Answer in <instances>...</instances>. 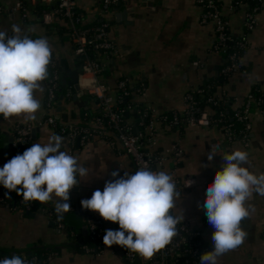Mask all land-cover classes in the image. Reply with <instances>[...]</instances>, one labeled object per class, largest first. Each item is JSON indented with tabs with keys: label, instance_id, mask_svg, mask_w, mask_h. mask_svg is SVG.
<instances>
[{
	"label": "crops",
	"instance_id": "1",
	"mask_svg": "<svg viewBox=\"0 0 264 264\" xmlns=\"http://www.w3.org/2000/svg\"><path fill=\"white\" fill-rule=\"evenodd\" d=\"M17 1L21 2L0 0V31L13 35L12 25L15 24L32 39H48L52 48L51 59L57 62L62 83L58 96H63L54 107L53 114L62 122L92 125L101 112L97 100L85 93H77L75 98L73 86L68 84L71 71L80 64L64 29L65 21L55 16L49 23L41 19L42 12H51L55 3L50 0H25L27 14L23 17L19 10L10 9ZM39 1L51 9L38 13L34 5ZM219 2L231 35H246V46L239 56L241 71L225 78L221 76L220 69L225 58L212 50L214 24L201 22L202 9L197 0H121L105 17L109 22V35L115 40L118 52V56L104 60L107 67L101 80L108 86L109 92L116 94L118 81L127 78L131 86L144 87L145 95L139 97L143 104L158 114H164L169 111L183 112L184 94L205 84L209 85L211 92L219 94L222 103L232 112L240 108L244 97L254 87L263 91L264 0H245L235 7V0ZM78 6L87 22L100 19L99 0H78ZM250 6H256L258 10L255 27L247 32L245 21ZM242 70L245 72L242 73ZM41 85L43 91L34 94L41 103V108L35 114L36 120L29 121L23 115L10 117L8 121L3 117L0 119V168L20 154L14 150V124L34 125L31 142L22 145L25 150L34 143H47L53 134L61 135L48 125L38 124L46 113L44 81ZM205 111L210 112L208 107ZM249 118L247 145L240 141L228 143L222 128L215 125H185L178 129L162 128L160 124L157 126L159 131L153 148L165 151L178 146L182 151L178 162L174 163L171 157L159 166L158 171L170 175V171L176 167V174L180 178L191 176L198 182L197 186L180 191L171 213L181 215L183 212L185 221L200 226L201 238L210 246L209 251L213 250L211 236L214 229L209 224L203 225L207 217L202 204L206 199L207 187L223 163L222 156L235 150L246 151L249 154V170L256 175L264 173L263 116L254 108ZM127 122L135 131L141 129L139 120L134 116L129 117ZM61 136L64 138L61 151L75 156L81 166L88 170V174L81 179L77 174L79 183L70 192L68 202L71 201L75 208L64 214L61 219L64 226L59 227L55 220V202L58 198L54 195L52 200L41 203L47 207L48 214L0 205V250L20 255L34 248H42L55 252L52 264H128L124 247L119 245L109 248L102 244L100 251L93 249L91 252H85L78 245H84L88 239L81 200L91 198L97 189L103 191L105 182L114 179L111 175L114 171L119 172V177L124 176L125 172L134 174L137 170L131 157L124 152L120 143H108L106 139L113 136L110 133L106 139L97 137L82 143L77 138L72 144ZM211 149L215 150L216 155L209 161L207 155ZM247 203L255 209L250 218L242 221L247 238L235 250L218 257L217 264H264V196L254 193ZM85 212L99 218L106 230L119 228L118 223L105 221L98 212L87 209Z\"/></svg>",
	"mask_w": 264,
	"mask_h": 264
},
{
	"label": "clouds",
	"instance_id": "2",
	"mask_svg": "<svg viewBox=\"0 0 264 264\" xmlns=\"http://www.w3.org/2000/svg\"><path fill=\"white\" fill-rule=\"evenodd\" d=\"M13 35L0 31V115L4 119L23 115L34 121L41 103L36 91H43L41 82L48 77L52 48L46 37L32 39L19 25H12ZM64 138L53 134L47 143H34L8 160L0 168V185L15 191L24 201L46 203L53 195L55 213L63 219L70 209V192L88 174L78 159L61 151ZM215 150L208 152L211 161ZM223 163L213 182L206 189L202 207L214 229L213 250L200 256L199 264H217L218 257L235 250L247 238L242 221L250 218L254 207L247 202L253 194L264 196V173L249 170V154L235 150L222 156ZM103 191L97 189L91 198L81 200L83 209L98 212L105 220L118 223L119 230L107 229L103 244L119 245L150 260L170 244L178 234L177 225L184 215H173L176 190L173 177L164 171H152L145 165L134 174H111ZM119 177V178H116ZM0 264H29L19 255L0 259Z\"/></svg>",
	"mask_w": 264,
	"mask_h": 264
},
{
	"label": "built area",
	"instance_id": "3",
	"mask_svg": "<svg viewBox=\"0 0 264 264\" xmlns=\"http://www.w3.org/2000/svg\"><path fill=\"white\" fill-rule=\"evenodd\" d=\"M47 1V0H40ZM55 3L51 12H42L41 19L44 23H49L55 17H65L69 22L67 30L68 39L71 41L74 54L81 59L82 73L78 76L79 90L78 94L85 93L97 100L101 112L94 120L92 125H79L74 123L62 122L53 114V109L57 105L58 92L60 88V74L55 59H51L48 65V77L44 80L45 96L44 103L46 113L42 121L38 124L48 125L58 133L63 135L69 144L75 139H79L82 143H87L93 138H105L106 129L110 128L114 132L112 138L106 139L110 145L118 142L122 146L124 152L128 154L136 170H140L145 165L152 171H158L159 166L172 157L174 163L181 158L182 151L178 146H173L171 150L157 151L153 148L156 143V135L158 133L159 123H166L167 128H179L182 121L186 125H215L222 128L225 140L230 143L240 141L244 145L249 143L248 133L250 129V112L256 108L264 120V90L258 89L249 92L243 99L240 108L232 112V118L243 122L244 127L239 129V135L236 136L233 124L226 122L225 114L219 111L216 118H210V112H206L205 108H201L195 95L203 96L204 89L200 86L189 90L183 96L185 108L183 112L173 111L171 114H158L148 105L142 103L139 97L145 95L144 87L137 85L131 86L127 78L120 79L117 83V93L112 95L109 88L101 80L106 70L104 60L118 56L115 40L109 35V22L105 18L112 8L120 2V0H102L99 6L100 19L90 25L83 24L86 16L79 9L78 0H50ZM245 0H235L233 7L238 6ZM201 11V22H212L214 24V41L212 50L222 54L225 62L220 69L223 78L228 77L237 71H241L239 65V52L246 46V35L234 37L231 35L228 23L221 14V7L217 0H197ZM1 7V6H0ZM10 9L19 10L22 16L27 14L26 8L22 2L17 1ZM258 7L250 6L246 13L245 29L247 32L254 29L256 24V13ZM11 36L10 34H7ZM200 65L199 62H194ZM245 70H242L244 73ZM89 79V81H88ZM83 80V81H81ZM259 92V93H257ZM76 93V95H77ZM126 99V102L124 101ZM207 103L213 105L223 102L218 93H213L206 99ZM209 108V107H208ZM210 110V109H209ZM129 111H136L139 114V124L141 129L135 131L124 118ZM3 117L0 115V119ZM4 119V117L2 118ZM8 121V119H4ZM106 122V124H105ZM221 123H224L222 126ZM36 125V124H35ZM34 125L31 123H16L12 127L14 132V143H21L23 146L31 142V131ZM177 168L174 167L170 171V175L176 184V190L180 192L182 189L197 186L198 182L191 176L180 178L176 174ZM13 195L12 206L18 210L38 211L47 213V207L41 205L39 201H24L22 196ZM0 203H5L0 197ZM70 209L75 206L70 201ZM85 214L86 228L88 231V243L82 246L85 252H91L93 249L100 251L103 244V236L105 227L102 221L92 213ZM59 227H63L61 219H55ZM208 221H204L203 225H208ZM119 230V228L117 229ZM178 234L172 239L170 244L159 251L161 259L145 260V264H165L164 254L171 257L179 258L184 253L185 258L182 264H199L200 256L210 250V246L201 241L202 231L200 226L192 225L189 221L183 220L177 225ZM22 258L29 264H52L55 252L46 251L42 255H26L20 254ZM11 257L8 254H0V259ZM125 260L132 263L135 258L140 257L137 253L129 250L124 251Z\"/></svg>",
	"mask_w": 264,
	"mask_h": 264
},
{
	"label": "trees",
	"instance_id": "4",
	"mask_svg": "<svg viewBox=\"0 0 264 264\" xmlns=\"http://www.w3.org/2000/svg\"><path fill=\"white\" fill-rule=\"evenodd\" d=\"M101 1L102 0H99V2H101ZM217 1H218V3H220L219 0H217ZM250 1H253V0H250ZM21 2L26 7L25 0H21ZM34 6H35V10L38 13L39 12H42L43 9L44 10H50L51 9V8L47 7V5L45 6L40 1L37 2ZM59 19H62V20L65 21V28L64 29L65 30H68V28H69V22H68V20L65 17H61V16L59 17ZM97 21L98 20H95V21H92V22H87V20L84 19L82 23L83 24H86V25H90V24L96 23ZM242 50H240L239 55L242 53ZM78 59H79V64H80L81 63V59L79 57H78ZM61 86H62V83H61V80H60V88H61ZM201 87L204 89L203 96H197V95H195V99L198 101L199 106L201 108H203V109L206 108V107H209L210 112H211L209 114V117L212 118V119L217 117L219 111H222L225 114L226 122H229V123H232L233 124V129H234L235 135L238 136L239 135L238 131H239V129H241V128L244 127V123L243 122H240V121H237L236 119L232 118V111H230L228 109L227 105H225L224 103L219 102L218 104H215V105H213L211 103H207L206 99L209 96H211L213 94V92H211V88L209 87L208 84H205V85H203ZM254 90H256V87H254L252 89V92ZM257 93H259V92H257ZM260 93H261V91H260ZM124 101L126 102V99H124ZM172 112L173 111H169V112H166L164 114L169 115ZM133 116L137 120H140L139 114L136 111H129L128 113L125 114L124 118L127 121L129 117H133ZM105 124H106V122H105ZM159 124L161 125L162 128H166V125H167L166 123H159ZM223 124L224 123H221L220 125L222 126ZM185 125H186V123L182 121L181 123H179V128H183V126H185ZM176 129H178V127ZM106 133L107 134L110 133L111 135L114 136V132L110 128L106 129ZM6 192H8V190L5 189L2 185H0V197L3 198V200L5 202V203H0V205H2V204L12 205L13 204V200H12L13 195H11V193H8V196H6L5 195ZM13 193L16 195V197L18 196L15 191H13ZM170 212H171V210H170ZM88 241L89 240L87 239L84 244H87ZM201 241L204 243V241L202 239H201ZM78 246H79V248H81L83 250V248H82L83 245H78ZM46 251L47 250L42 249V248H34L32 250H29V251L25 252V254L26 255H34V254H36V255L40 256V255H42ZM124 251H127V249L124 248ZM3 253L4 254H8L9 256H12L11 254H9V253H7L5 251L0 250V254H3ZM137 258H135L132 263H128V264H145L144 258L139 257V260H137ZM184 258H185V254L184 253L179 258L171 257V256H169L167 254H164L165 264H182ZM153 259H161V254H159V253L157 254L156 253L154 255V258Z\"/></svg>",
	"mask_w": 264,
	"mask_h": 264
},
{
	"label": "water",
	"instance_id": "5",
	"mask_svg": "<svg viewBox=\"0 0 264 264\" xmlns=\"http://www.w3.org/2000/svg\"><path fill=\"white\" fill-rule=\"evenodd\" d=\"M119 4V3H118ZM82 73V69H81V66H79L77 69H75V70H73V71H71V73H70V81L68 82V84H72V86H73V90H74V93H75V95H74V97L76 98V93H77V91L79 90V85H78V76H79V74H81ZM62 82H63V80H62ZM63 98V96H58V101H60L61 99ZM57 101V103H59ZM31 134H33V129H32V131H31ZM14 150H16V151H18L20 154L21 153H23V151L25 150L24 149V147L22 146V144L21 143H16L15 144V148H14ZM137 260H139V257L137 258Z\"/></svg>",
	"mask_w": 264,
	"mask_h": 264
}]
</instances>
